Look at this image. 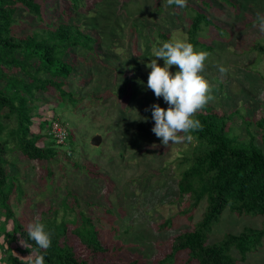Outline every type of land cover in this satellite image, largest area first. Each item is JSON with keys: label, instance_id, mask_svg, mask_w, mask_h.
Wrapping results in <instances>:
<instances>
[{"label": "rangeland", "instance_id": "obj_1", "mask_svg": "<svg viewBox=\"0 0 264 264\" xmlns=\"http://www.w3.org/2000/svg\"><path fill=\"white\" fill-rule=\"evenodd\" d=\"M34 1L40 4L41 19L18 7L11 35L21 39L34 30L76 23L96 41L92 51L77 47L63 57L73 67L63 82L72 99H60L50 85L34 92L40 98L34 102L36 115L39 109L51 107L54 119L67 127L69 135L66 145L56 146L49 161L28 160L9 144L6 173L18 178L23 193L20 198L12 193L8 206L28 231L30 224L50 217L52 210L59 209L60 215L62 199L66 197L72 205L74 196L78 208L102 229L103 245L112 247L107 258L116 264L133 260L156 264L171 253L177 235L193 229L205 207L202 200L190 209L188 197L181 198L178 192L180 160L190 152V144L164 146L151 131V106L168 107L147 88L151 69L145 65L151 59H157L159 66L164 63L154 57V48L162 44L157 32L171 39L187 37L192 10L211 19L216 28L202 26L197 36L199 42L212 47L202 75L214 100L206 106L230 117L228 126L238 140L248 141L253 135L260 146L255 124L264 118V52L259 50L264 47V31L258 26V17H264V0H229V5L222 0H187L184 8L169 6L167 0H84L77 11L67 0ZM178 70V66L170 68V72ZM17 71L7 72L17 75ZM3 122L8 128L15 127L13 118ZM32 122L31 131L42 135L36 145L49 143L48 128L40 130L37 120ZM96 134L101 142L92 146L90 140ZM167 220L170 224L163 225ZM262 220L226 209L207 243L227 233L238 234L244 227L260 228ZM7 223L10 230L11 222ZM74 227L68 225L66 237L74 242L77 256H87L83 246L72 239ZM19 241L9 243L0 235V252L9 248L18 258H27L30 254L20 251L24 247ZM233 255L238 264H264V239L244 261L234 251ZM3 258L0 264H5ZM167 264L197 263L186 251H179Z\"/></svg>", "mask_w": 264, "mask_h": 264}, {"label": "trees", "instance_id": "obj_2", "mask_svg": "<svg viewBox=\"0 0 264 264\" xmlns=\"http://www.w3.org/2000/svg\"><path fill=\"white\" fill-rule=\"evenodd\" d=\"M67 1L76 11L84 4V0ZM222 1L231 4L229 0ZM18 7L41 19L40 4L34 0H0V215L7 217L6 221L0 222V235L9 243L17 238L28 239V231L14 218L7 203L12 193L18 198L23 193L18 178L6 173L8 162L5 156L10 151L9 144L12 143L28 160L49 161L55 156V143L50 140L39 147L36 143L42 135L31 131L32 119L37 112L34 102L40 100L34 92H42L50 85L60 99H72L71 91L63 89V82L73 67L63 57L68 50L77 47L92 51L96 41L82 31L81 24L76 23H60L54 28L34 30L19 39L11 35ZM192 11L188 16V41L195 50L210 52L212 47L199 42L197 36L202 26H215L203 12ZM157 36L162 42L171 40L167 33L157 32ZM259 50L264 52V47H259ZM13 68H17L18 76L8 74L7 71ZM11 118L15 127L8 128L3 120ZM194 118L200 121L202 129L193 133L195 140L190 143V152H185L180 160L183 169L177 186L179 196L188 197L190 209L204 200V212L192 230L184 231L173 239L171 253L156 264L172 262L179 251H186L189 259L197 264H238L233 251L242 262L247 253L262 245L264 239V118L255 124L260 130V146L255 144L253 135L248 141L238 140L228 126L230 117L207 106L195 113ZM45 127L46 123H40V130ZM72 199V205L67 204L66 197L62 199L60 215L59 209H54L50 217L40 219L52 233L45 264H116L107 258L112 247L103 245L100 226L78 208L76 197L72 196ZM226 209L238 215L263 217L262 225L260 228L244 227L238 234L227 233L219 241L207 243L208 234ZM7 222H11L10 230L6 229ZM164 224L169 225L170 220ZM68 225L75 226L71 230L72 239L83 246L87 256H77L71 244L74 242H69L66 237ZM29 242L34 245V242ZM20 251L30 254L32 249ZM3 253L5 264H27L26 259L18 258L9 248ZM127 264L140 263L133 260Z\"/></svg>", "mask_w": 264, "mask_h": 264}, {"label": "clouds", "instance_id": "obj_3", "mask_svg": "<svg viewBox=\"0 0 264 264\" xmlns=\"http://www.w3.org/2000/svg\"><path fill=\"white\" fill-rule=\"evenodd\" d=\"M186 2L187 0H167L169 6L174 4L180 8H184ZM258 20L260 30L264 31V17H258ZM154 57L162 59L164 63L159 66L157 59H151L145 65L151 69L147 88L155 97L162 98L168 107L161 108L158 104L151 106V119L154 121L151 131L164 146L190 144L195 140L193 133L202 129L200 121L194 118L195 113L214 100L210 84L202 75L209 53L195 50L185 36L162 42L154 48ZM171 66H178L179 70L170 72ZM220 71L225 70L220 68ZM36 117L38 115L34 118ZM6 220V215H0V222ZM27 236V240L19 241L22 247L32 249L25 258L27 264H45L47 250L52 244V233L47 230L45 223L37 220L29 225ZM29 241L34 242V245ZM4 247L8 248L6 243ZM3 255L0 252V258Z\"/></svg>", "mask_w": 264, "mask_h": 264}, {"label": "built area", "instance_id": "obj_4", "mask_svg": "<svg viewBox=\"0 0 264 264\" xmlns=\"http://www.w3.org/2000/svg\"><path fill=\"white\" fill-rule=\"evenodd\" d=\"M51 107H44V110L39 109L38 117L33 118L32 121L37 120V124L44 122L46 123V128L48 131V136L50 139L55 143L56 146H64L66 145V141L68 139V129L67 127L59 122L58 120L54 119L53 113L49 110ZM69 155L70 152L67 151Z\"/></svg>", "mask_w": 264, "mask_h": 264}, {"label": "water", "instance_id": "obj_5", "mask_svg": "<svg viewBox=\"0 0 264 264\" xmlns=\"http://www.w3.org/2000/svg\"><path fill=\"white\" fill-rule=\"evenodd\" d=\"M100 142H101V136L98 135V134L94 135V136L91 138V140H90V144H91L92 146H98V145L100 144Z\"/></svg>", "mask_w": 264, "mask_h": 264}]
</instances>
